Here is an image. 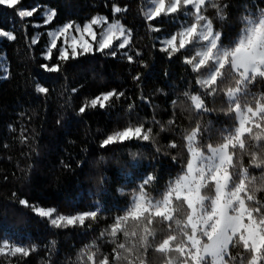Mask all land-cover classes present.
<instances>
[{
	"label": "trees",
	"instance_id": "1",
	"mask_svg": "<svg viewBox=\"0 0 264 264\" xmlns=\"http://www.w3.org/2000/svg\"><path fill=\"white\" fill-rule=\"evenodd\" d=\"M162 5L159 15L154 0L0 5V264L195 263L189 207L177 190L190 136L203 151L229 147L236 205L264 224V72L244 79L233 65L241 39L264 22V0ZM93 18L100 22L89 33L76 31ZM110 24L123 35L99 51ZM74 41L78 53L83 42L92 51L73 58ZM108 92L116 95L104 108L91 107ZM214 229L211 220L202 243ZM244 234L233 235L225 264H264V243L255 252Z\"/></svg>",
	"mask_w": 264,
	"mask_h": 264
},
{
	"label": "rangeland",
	"instance_id": "2",
	"mask_svg": "<svg viewBox=\"0 0 264 264\" xmlns=\"http://www.w3.org/2000/svg\"><path fill=\"white\" fill-rule=\"evenodd\" d=\"M198 3L200 0H190ZM161 4L163 0H160ZM158 6V0H154ZM233 65L242 77L264 72V22L257 24L241 39L233 53ZM245 128L241 124L239 133ZM193 136L189 137L191 158L186 173L177 183L179 194L185 196L189 207V221L193 228L191 241L199 249V258L193 264H225V254L235 233L245 231L246 243L258 252L264 243V224L256 222L246 208L236 205L237 189L229 187L230 176L227 167L231 161L229 147L215 145L203 151L193 146ZM213 181L214 196L208 206L206 185ZM210 207V208H209ZM161 207L155 209L161 210ZM215 229L210 239L202 243V234L210 221ZM256 260V258H255Z\"/></svg>",
	"mask_w": 264,
	"mask_h": 264
},
{
	"label": "snow or ice",
	"instance_id": "3",
	"mask_svg": "<svg viewBox=\"0 0 264 264\" xmlns=\"http://www.w3.org/2000/svg\"><path fill=\"white\" fill-rule=\"evenodd\" d=\"M19 2V0H0V5H6L8 7H13L15 6L17 3ZM158 9V10H157ZM165 7L161 4L160 0H158V6L155 10V14L156 15H159L162 11H164ZM177 9L175 7H173L172 9H170L171 12H174L176 11ZM117 12L120 11L119 8L116 9ZM33 15V12L32 11H23L21 10L19 12V16L20 17H30ZM52 16L55 15V12H53L51 14ZM51 18V16L49 17V19ZM99 19L98 18H93L91 20V23L90 24H85L83 29H81L79 26H76V31L77 32H84V33H89L90 32V29H91V26L92 25H95L97 23H99ZM73 25L72 24H65L63 26V28L60 30L61 32H67L68 29L72 28ZM123 32H124V29L121 25L119 24H110L107 28V31L104 33V38L99 42V46H98V50L99 51H103L105 49H109L111 48L112 44H113V39L114 38H119L118 34L119 35H123ZM93 39H95V34H93ZM128 43V39L125 38L123 43H121L119 45L120 48H124L125 45ZM166 47L162 48L161 51H164V52H168V47H170V42L167 40L166 41ZM56 47V40L53 39L52 40V48H55ZM81 48H82V51L81 52H77V43L74 41L71 45V54H72V57L73 58H76L78 55H84V54H88L92 51V47L90 44H88L87 42H83L82 45H81ZM113 56L116 55V52L115 50L112 51L111 53ZM171 56V55H169ZM60 58L62 60H66L68 59V55H67V52L66 50H60ZM129 60H131V57H129ZM57 69L56 68H49V71L50 72H55ZM39 91L41 92H44L46 91V89L44 88H41L39 89ZM116 93L115 92H108L107 94L103 95V98L101 100L100 97H97L96 99H93L91 100V107L95 108L97 106V104L99 103L100 107L101 108H104L105 107V104H104V101H108L111 97L115 96ZM120 95L122 96L123 93H120ZM79 112L80 113H84L85 112V108L84 107H81L79 109ZM104 145V144H103ZM21 204H24L25 201L24 200H21L20 201ZM39 216L41 217H46V216H51L52 213L51 211H45L43 208H37L35 210ZM51 224L56 226V227H60V223H58L57 219H52L51 220ZM14 252H17V253H25L26 254V250L22 247H16L14 248Z\"/></svg>",
	"mask_w": 264,
	"mask_h": 264
}]
</instances>
